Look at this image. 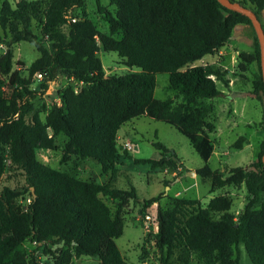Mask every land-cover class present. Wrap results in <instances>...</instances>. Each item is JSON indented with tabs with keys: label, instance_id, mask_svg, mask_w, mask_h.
<instances>
[{
	"label": "trees",
	"instance_id": "trees-1",
	"mask_svg": "<svg viewBox=\"0 0 264 264\" xmlns=\"http://www.w3.org/2000/svg\"><path fill=\"white\" fill-rule=\"evenodd\" d=\"M230 1L250 8L264 28V0ZM110 2L116 7L115 14L97 0L109 34L100 32L92 21L72 15L84 6V0L23 1L16 8L5 0L2 5L0 26L11 40L0 38V44L8 48L0 57V74L9 77L13 92L6 98L1 93L5 82L0 79V180L9 170L19 171L26 186L0 191V264H37L22 250L26 242L43 248L42 255L52 256V264H72L81 257L98 258L100 264H127L116 241L124 233V205L137 201L138 195L134 187L130 191L117 188L119 161L126 159L152 170L168 167L173 172L182 164L161 143H154L157 159L120 153L119 131L142 116L176 128L189 140L205 163L197 174L210 179L213 189L245 185L248 192L237 219L229 213L233 200L228 196L214 197L206 207L198 200L179 198L164 209L158 207V233L153 238L162 264L173 259L178 264H240V245L252 264H264V151L255 162L233 168L227 175L211 169L215 146L210 134L216 127L206 117L213 106L199 101L221 96L216 81H225L226 72L210 64L193 66L226 47L237 26L253 27L251 20L218 0ZM34 25L40 28V35L34 33ZM60 27L68 28L67 36L58 31ZM21 42L34 45L40 54L28 69V78L13 71L10 48ZM100 50L117 53L126 67L139 72L107 76ZM240 59L242 71L247 64L257 63L260 77L255 91L264 93L257 36L254 52L242 53ZM37 73L47 78L33 90L31 79ZM161 74L169 75V86L182 103L155 98L156 77ZM61 77L89 87L78 93L71 87L60 90L62 105L53 104L42 119L40 101L49 84L58 83ZM60 134L68 138L62 163L71 156L94 160L103 175L110 176L108 181H83L42 163L38 150L55 149L54 138ZM244 140L237 141L239 149ZM25 196L32 199L26 209L20 202ZM103 198L115 201L117 210L113 212ZM160 200L141 202V213ZM218 214L221 217L216 219ZM49 245L61 248L54 252Z\"/></svg>",
	"mask_w": 264,
	"mask_h": 264
},
{
	"label": "rangeland",
	"instance_id": "rangeland-1",
	"mask_svg": "<svg viewBox=\"0 0 264 264\" xmlns=\"http://www.w3.org/2000/svg\"><path fill=\"white\" fill-rule=\"evenodd\" d=\"M5 0H0V12ZM13 8L23 1L36 0H8ZM241 1V0H240ZM101 5L108 12L115 14L116 7L110 0H101ZM250 9V8H249ZM77 20L88 19L92 21L97 29L109 34V25L104 19V15L98 10L97 0H84V6L76 9L72 14ZM264 22V19H263ZM34 33L40 35V28L34 25ZM58 31L64 36L68 35L67 27H60ZM257 36L253 27L244 25L237 26L230 43L222 50L212 56L196 62L193 66L215 65L226 72L225 81H216L221 96L200 100V104L213 106V111L206 117L216 129L211 135L215 150L209 161L212 170H219L227 175L229 171L237 167H247L255 162L264 151V93L255 91V82L260 77L257 63H249L246 70L240 69L242 60L240 54H252L254 52V39ZM0 38L6 42L11 40L10 35L0 26ZM119 38V37H117ZM13 53V71H17L23 78L29 77L28 69L40 57L34 45L26 42L17 43L11 46ZM8 51L5 44H0V57ZM99 57L107 76H125L129 73L139 72L138 68L126 67L124 61L117 53L104 52L100 50ZM0 79L5 82L1 88V93L6 98H10L13 88L9 85V77L2 76ZM215 79V77H213ZM157 86L155 98L159 100L172 99L174 105L182 103V98L169 86V75H157ZM41 82L34 76L31 79L30 88L36 90L41 87ZM44 100L40 101L38 112L42 119L45 118L53 104L61 106L59 91L71 87L80 91L89 85L71 81L66 77H61L58 83H50ZM122 135H124L122 137ZM50 136L53 133L50 132ZM239 138L245 140L241 143V148L236 143ZM68 138L60 134L54 138L55 149L38 150L37 158L51 168L70 174L83 181L103 184L110 176L103 175L100 165L94 160H82L77 156H71L70 161L62 163ZM154 143H161L173 150L180 161L178 171L173 172L168 167L159 170H152L149 166H136L129 160L119 161L118 173L116 174V186L118 189L130 191L134 187L137 191V201H130L124 205V233L116 243L124 256L127 264H162L161 254L155 247L153 235L154 231L147 233L142 226L135 221V217L141 213L143 202L160 197L159 208H166L172 199L198 200L202 207H206L210 200L217 196H228L233 200L229 211L235 219L244 210L248 200V192L245 185L241 187L225 186L222 189H213L212 181L200 177L197 172L205 166L204 161L190 144L189 140L180 134L176 128L163 122L155 121L147 116H142L124 125L119 131L118 147L123 155L125 151L131 153L135 158L159 157L158 150ZM128 146H127V145ZM178 160V159H177ZM192 173L194 175H192ZM26 186L25 177L19 171H8L0 180V191L4 187L18 188ZM105 203L113 212L117 210V203L113 200L103 198ZM22 206L27 207V196L20 200ZM157 204L151 205L148 212L157 216ZM155 206V207H154ZM221 215H215L219 219ZM151 234V235H150ZM150 235V236H149ZM49 248L56 252L60 245H49ZM28 260L37 264H52V256L42 255L43 248L26 242L22 246ZM240 264H252L243 245L238 247ZM72 264H100L98 258L81 257L74 259ZM170 264H178L173 259ZM193 264H198L196 261Z\"/></svg>",
	"mask_w": 264,
	"mask_h": 264
},
{
	"label": "water",
	"instance_id": "water-1",
	"mask_svg": "<svg viewBox=\"0 0 264 264\" xmlns=\"http://www.w3.org/2000/svg\"><path fill=\"white\" fill-rule=\"evenodd\" d=\"M218 1L227 9L243 14L251 20L253 28L255 29L257 37L260 42L261 67H262V76L264 80V28L261 21L258 19L257 15L254 12L250 11L245 7L240 6L238 3H233L230 0H218ZM263 162H264V156H263ZM192 175L194 174L192 173ZM33 198L35 199V196H33Z\"/></svg>",
	"mask_w": 264,
	"mask_h": 264
},
{
	"label": "built area",
	"instance_id": "built-area-1",
	"mask_svg": "<svg viewBox=\"0 0 264 264\" xmlns=\"http://www.w3.org/2000/svg\"><path fill=\"white\" fill-rule=\"evenodd\" d=\"M73 22H76V20H73ZM34 78L39 82H44L45 79L47 78L46 75H43L41 73H37L34 75ZM73 82H75L76 80L69 79ZM83 83V82H82ZM76 93H78V90H74ZM56 104V103H55ZM62 105V103H61ZM60 107V106H59ZM128 146V145H127ZM131 149V147H129V150ZM32 199L30 197L27 198V207L31 204ZM157 203L153 204L156 205ZM152 205V206H153ZM26 207V208H27ZM155 207V206H154ZM158 204H157V209H158ZM135 221L137 223H139L142 228L144 229V231H146L147 233H151V231H154L155 234L158 233V223H157V216L155 217L154 215L150 214L147 210V212L144 213H139L138 216L135 217ZM36 245V243H33Z\"/></svg>",
	"mask_w": 264,
	"mask_h": 264
},
{
	"label": "crops",
	"instance_id": "crops-1",
	"mask_svg": "<svg viewBox=\"0 0 264 264\" xmlns=\"http://www.w3.org/2000/svg\"><path fill=\"white\" fill-rule=\"evenodd\" d=\"M246 27H249V26H246ZM232 38V37H231ZM231 40V39H230ZM230 40H229V43H230ZM124 135H122V137H123ZM118 139H119V134H118ZM127 145V144H126ZM131 151H132V149H130ZM129 150V151H130ZM131 151H130V154L133 156V154L131 153ZM134 157V156H133ZM142 202H143V200H141Z\"/></svg>",
	"mask_w": 264,
	"mask_h": 264
}]
</instances>
